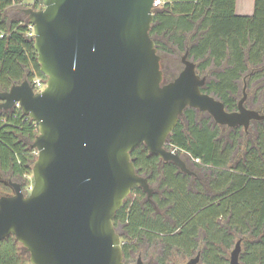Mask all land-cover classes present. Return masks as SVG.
<instances>
[{"label":"water","instance_id":"95a60500","mask_svg":"<svg viewBox=\"0 0 264 264\" xmlns=\"http://www.w3.org/2000/svg\"><path fill=\"white\" fill-rule=\"evenodd\" d=\"M155 0H43L24 9L34 26V48L46 86L28 79L0 91V109L20 104L39 127L29 193L0 197V240L14 235L32 264H126L114 219L132 190L153 188L131 152L145 145L154 156L192 174L167 139L188 107L216 123L248 130L264 114L246 107L228 111L203 92L206 76L183 56L184 68L164 82L161 56L150 35ZM241 240L229 264H242ZM137 264H144L139 257ZM184 264H202L201 255Z\"/></svg>","mask_w":264,"mask_h":264},{"label":"trees","instance_id":"16d2710c","mask_svg":"<svg viewBox=\"0 0 264 264\" xmlns=\"http://www.w3.org/2000/svg\"><path fill=\"white\" fill-rule=\"evenodd\" d=\"M25 2L0 0V91L25 79L47 80L35 38L29 35L28 16L24 10L15 17L8 13ZM43 6V0L32 5ZM154 12L150 35L162 58L164 82L178 76L188 52L198 73L207 78L203 92L235 111L245 78L252 90L247 100L253 97L254 109L264 114V81L255 82L264 76V0H255L254 13L246 16L236 13V0H164ZM173 64L176 74L167 71ZM38 133L37 123L21 108L0 109V197L10 195L13 179L26 191L30 186L38 156L31 145ZM167 143L200 162L188 163L193 171L189 174L152 155L145 145L131 152L153 196L149 200L137 187L116 213L125 263L133 254L151 253L153 264H170L181 252L188 258L200 253L202 264H229L235 238H242V264H264V119L252 121L248 130L229 128L188 107ZM12 246L0 248V264L18 261Z\"/></svg>","mask_w":264,"mask_h":264},{"label":"rangeland","instance_id":"374dc122","mask_svg":"<svg viewBox=\"0 0 264 264\" xmlns=\"http://www.w3.org/2000/svg\"><path fill=\"white\" fill-rule=\"evenodd\" d=\"M36 0H26V2H25V4L23 5V6H14V7H12V8H9L8 9V13H9V15H11V16H19L20 15V13H21V11L22 10H24V9H26V8H29V7H32V5L34 4V2H35ZM175 60H176V63H179V60H178V58H175ZM172 69V70H171ZM171 69H169L168 68V70H167V68H166V70L169 72V73H178V71H177V68H176V65L175 64H173V68H171ZM241 88H242V93H241V97H240V99L243 97V95H244V90L246 91V93H247V95H250V96H252L251 94H252V90L250 89V88H248V83L246 82H241ZM205 114H206V116L207 115H209L210 116V114L208 113V112H205ZM212 116V115H211ZM168 146V145H167ZM185 154V153H184ZM185 156H188V157H190L189 155H188V153H186L185 154ZM191 158V157H190ZM12 181H14V182H18L19 183V181H16V180H12ZM29 181H30V183L33 185V174L31 175V176H29ZM11 187L12 188H10L9 189V191H8V193H10V195H13L14 193H15V190H14V188H13V186L11 185ZM117 232L120 234V232L117 230ZM121 235V234H120ZM121 237H122V235H121ZM239 240H241V245H242V251H243V248H244V244H243V239L242 238H235V241H234V245L232 246V249L229 251V257L231 256V252L234 250V248H235V246H236V243L239 241ZM122 242H123V238H122ZM143 260H144V262L146 263V264H151V262H150V259H151V253L149 254V253H147V254H145V253H143ZM138 254L136 253V255H135V259H134V262L132 263V264H136V262H137V259H138ZM187 259H189L188 258V256L187 255H185V254H182L181 252H178L177 254H175V256H174V259H171V264H181L182 262H184V261H186ZM173 260V261H172ZM152 264H153V262H152Z\"/></svg>","mask_w":264,"mask_h":264},{"label":"flooded vegetation","instance_id":"af4514ba","mask_svg":"<svg viewBox=\"0 0 264 264\" xmlns=\"http://www.w3.org/2000/svg\"><path fill=\"white\" fill-rule=\"evenodd\" d=\"M166 83V82H165ZM247 100V99H246ZM252 100H253V97H249V99L247 100V101H245V105H246V107H248V108H250V109H254V103H251L252 102ZM254 110H256V109H254ZM200 111V110H199ZM201 112H203V111H201ZM214 119V118H213ZM252 121H254V120H252ZM251 121V122H252ZM216 122V121H215ZM218 124V123H217ZM220 125V124H219ZM250 125H251V123H250ZM222 126H226V125H222ZM226 127H228V126H226ZM250 127V126H249ZM230 128V127H229ZM245 129V128H244ZM246 130V129H245ZM181 154V153H180ZM182 155V154H181ZM182 157L184 158V160L186 161V163H187V165H188V163H192V164H194V162L196 163V161L195 160H193L192 159V156H191V158L190 157H188V156H184V155H182ZM189 167V166H188ZM193 174V173H192ZM14 188V187H13ZM25 191V190H24ZM26 192V191H25ZM150 200V199H149ZM123 238V237H122ZM12 245H14V247H15V254H16V256L18 257V261L15 263V264H32L31 262H30V252L28 251V249L17 239V238H4V239H2V240H0V248L1 247H6V246H8V247H13ZM138 254V256L139 257H141L142 258V260H143V256L141 255V254H139V253H137ZM198 254V253H197ZM196 254V255H197ZM135 255L136 254H133V259H131V260H128V262L126 263V264H132L133 262H134V259H135ZM195 255V256H196ZM139 257H138V259H139ZM194 257V256H193ZM22 258H24V259H22ZM192 258V257H191ZM191 258H189V259H191ZM138 259H137V262H138ZM152 256H151V259H150V262H151V264H152ZM172 259H174V257L172 258ZM189 259H187L186 260V262L189 260ZM173 261V260H172ZM137 262H136V264H137ZM143 262H144V260H143ZM185 263V262H184ZM183 263V264H184ZM144 264H146L145 262H144ZM171 264V263H170Z\"/></svg>","mask_w":264,"mask_h":264},{"label":"built area","instance_id":"2783aa9c","mask_svg":"<svg viewBox=\"0 0 264 264\" xmlns=\"http://www.w3.org/2000/svg\"><path fill=\"white\" fill-rule=\"evenodd\" d=\"M164 3V0H155L154 2V10L160 6H162V4ZM30 24V22H29ZM30 36L34 37L35 38V31H34V26L32 24H30V33H29ZM3 36V34L1 35ZM32 84H34V89L36 92H39L41 90H43L46 86V81H44L42 78L38 77L36 78L33 82H31ZM15 107L17 108H21L20 107V104L19 103H16ZM168 144V143H167ZM168 147V146H167ZM169 150H172L174 152H179L178 148L177 147H168ZM37 151V150H36ZM37 154H38V151H37ZM191 157V155H189ZM193 160H195L196 162H200V159L199 158H193ZM33 185L30 184V186L28 187L26 193H29L30 190L32 189Z\"/></svg>","mask_w":264,"mask_h":264},{"label":"crops","instance_id":"0c3cea01","mask_svg":"<svg viewBox=\"0 0 264 264\" xmlns=\"http://www.w3.org/2000/svg\"><path fill=\"white\" fill-rule=\"evenodd\" d=\"M255 11V0H236V13L238 15H252ZM264 81V76L258 77L255 79V82H261ZM243 82H247V80L244 78ZM264 101V99H263ZM200 237L205 238V232H200Z\"/></svg>","mask_w":264,"mask_h":264}]
</instances>
